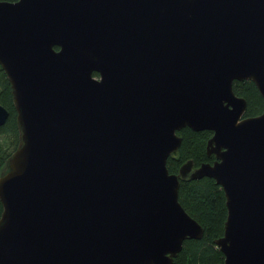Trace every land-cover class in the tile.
Here are the masks:
<instances>
[{"label":"water","instance_id":"obj_1","mask_svg":"<svg viewBox=\"0 0 264 264\" xmlns=\"http://www.w3.org/2000/svg\"><path fill=\"white\" fill-rule=\"evenodd\" d=\"M0 69V264H172L202 235L178 182L201 177L224 196L222 264H264V111L232 91L264 103V0H0ZM183 127L214 159L169 173Z\"/></svg>","mask_w":264,"mask_h":264},{"label":"trees","instance_id":"obj_2","mask_svg":"<svg viewBox=\"0 0 264 264\" xmlns=\"http://www.w3.org/2000/svg\"><path fill=\"white\" fill-rule=\"evenodd\" d=\"M15 1V0H7ZM96 76V73L92 74ZM232 91L245 100L244 117L255 116L264 111V103L254 84L249 80L232 81ZM0 105L7 110V118L0 126V171L9 153L17 144L15 112L12 106L9 84L0 69ZM180 143L176 152L167 157L165 165L169 173H177L178 167L191 160L193 166L213 161V155H206L205 145L211 131H192L188 127L178 130ZM177 201L183 210L201 227L199 239H185L181 250L172 264H222V254L213 240L222 235L225 219L224 196L221 188L212 178L180 179ZM1 212V205H0Z\"/></svg>","mask_w":264,"mask_h":264},{"label":"rangeland","instance_id":"obj_3","mask_svg":"<svg viewBox=\"0 0 264 264\" xmlns=\"http://www.w3.org/2000/svg\"><path fill=\"white\" fill-rule=\"evenodd\" d=\"M0 138H1V135H0ZM193 167H195V166H193Z\"/></svg>","mask_w":264,"mask_h":264},{"label":"flooded vegetation","instance_id":"obj_4","mask_svg":"<svg viewBox=\"0 0 264 264\" xmlns=\"http://www.w3.org/2000/svg\"><path fill=\"white\" fill-rule=\"evenodd\" d=\"M94 77H97V75H96V76H94Z\"/></svg>","mask_w":264,"mask_h":264}]
</instances>
